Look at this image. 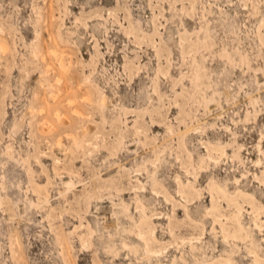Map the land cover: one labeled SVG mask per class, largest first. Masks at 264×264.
Listing matches in <instances>:
<instances>
[{
	"label": "rangeland",
	"instance_id": "rangeland-1",
	"mask_svg": "<svg viewBox=\"0 0 264 264\" xmlns=\"http://www.w3.org/2000/svg\"><path fill=\"white\" fill-rule=\"evenodd\" d=\"M0 264H264V0H0Z\"/></svg>",
	"mask_w": 264,
	"mask_h": 264
},
{
	"label": "bare ground",
	"instance_id": "bare-ground-1",
	"mask_svg": "<svg viewBox=\"0 0 264 264\" xmlns=\"http://www.w3.org/2000/svg\"><path fill=\"white\" fill-rule=\"evenodd\" d=\"M55 53V52H54ZM55 99V98H54ZM44 110V109H43ZM63 122V121H62ZM61 122V123H62ZM50 123V122H49ZM40 129H42L44 132L45 131H47L48 130V127H45V126H42V127H40ZM259 148V147H258ZM238 180V179H237ZM235 182V181H234ZM68 184H69V182H68ZM236 184V183H235ZM255 225L257 226V224L255 223ZM259 226V225H258Z\"/></svg>",
	"mask_w": 264,
	"mask_h": 264
}]
</instances>
